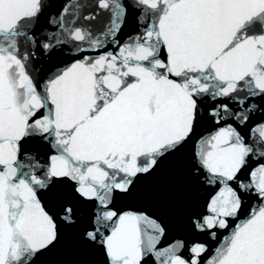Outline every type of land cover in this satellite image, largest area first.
<instances>
[{"label":"snow or ice","instance_id":"6c2138e0","mask_svg":"<svg viewBox=\"0 0 264 264\" xmlns=\"http://www.w3.org/2000/svg\"><path fill=\"white\" fill-rule=\"evenodd\" d=\"M0 264H264V0H0Z\"/></svg>","mask_w":264,"mask_h":264}]
</instances>
